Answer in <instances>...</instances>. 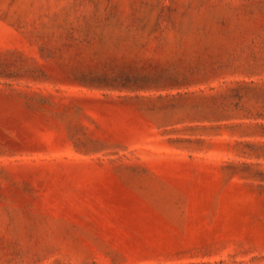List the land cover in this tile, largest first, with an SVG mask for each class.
Wrapping results in <instances>:
<instances>
[{"label": "rangeland", "instance_id": "374dc122", "mask_svg": "<svg viewBox=\"0 0 264 264\" xmlns=\"http://www.w3.org/2000/svg\"><path fill=\"white\" fill-rule=\"evenodd\" d=\"M0 264H264V0H0Z\"/></svg>", "mask_w": 264, "mask_h": 264}]
</instances>
